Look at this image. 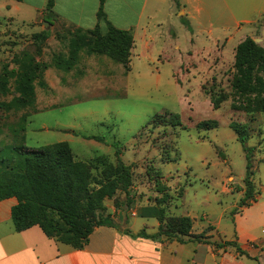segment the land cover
<instances>
[{
    "label": "rangeland",
    "instance_id": "obj_1",
    "mask_svg": "<svg viewBox=\"0 0 264 264\" xmlns=\"http://www.w3.org/2000/svg\"><path fill=\"white\" fill-rule=\"evenodd\" d=\"M64 1L61 8L71 13ZM179 1L149 0L152 18L143 15L136 24L139 0L125 15L118 14L122 1L106 0L108 18L99 28L104 33L109 23L132 32L135 43L126 63L114 59L124 58L118 48L112 56L94 53L95 38L85 33L59 29L44 42L35 40L34 34L50 30L48 18L39 32L26 25L22 13L12 23L0 21V157L13 146L40 149L65 142L78 160L120 159L130 167L129 195L116 192L104 200L105 213L120 226L155 231L156 219L127 213L138 214L163 198L166 216L190 217L191 232L209 242L261 243L264 109L257 101L264 107V93L236 95L232 83L237 44L250 37L264 48V0H184L191 19ZM33 63L42 68L31 82L32 93L22 94L19 72ZM211 94L222 98L218 108ZM155 114L164 116V123L152 125ZM231 122L246 127V146L253 148L255 201L244 206L239 203L245 153ZM202 124L208 129H199Z\"/></svg>",
    "mask_w": 264,
    "mask_h": 264
},
{
    "label": "trees",
    "instance_id": "obj_2",
    "mask_svg": "<svg viewBox=\"0 0 264 264\" xmlns=\"http://www.w3.org/2000/svg\"><path fill=\"white\" fill-rule=\"evenodd\" d=\"M104 1L100 0L96 14L99 23L106 22ZM52 5L53 0H47V9ZM85 34L95 38L94 53L112 56L113 50L118 48L123 51L124 58L114 59L121 63L129 62V53L133 46L131 31L117 29L108 23L107 31L104 33H101L97 24ZM49 37L48 30L34 34V39L39 42H44ZM33 65L35 66L27 65L25 71L19 72L17 81L22 94L32 93L31 82L37 70L42 68V65L36 63ZM234 68L237 78L232 83V89L236 95H253L255 98L264 93V48L256 44L252 38L246 37L237 44ZM221 100L220 97L210 95L214 108L219 107ZM261 102L262 99L257 101L259 110L264 109ZM169 116L176 121L174 124H178L176 114ZM163 117L155 114L150 123L162 124ZM230 128L245 153L243 179L245 190L239 203L240 206H244L255 201L251 179L253 148L246 146L249 134L244 125L231 122ZM199 129L208 127L202 124ZM84 138L104 142L103 138L97 136ZM116 145L113 144L114 147ZM8 151L7 155L0 157V201L15 198L16 203L11 207L10 215L16 232L37 225L49 239L81 250L87 245L95 228L100 226L119 228L112 215L105 213L104 200L114 197L116 192H123L127 197L129 195L132 186L130 167L120 159H117L115 164L107 163L100 158L78 160L65 142H57L40 149L27 148L23 145L13 146ZM164 201L165 199L161 198L155 205L141 207L138 213L141 217L156 219L158 225L155 232L147 233L145 229H141L132 233L129 229H124L123 233L131 238L152 241L164 238L178 243L198 241L212 245L215 249L233 247L239 255L247 256L235 240L213 243L202 235L193 234L190 217L166 216L161 206ZM113 203L115 209H119L118 202L114 200Z\"/></svg>",
    "mask_w": 264,
    "mask_h": 264
},
{
    "label": "crops",
    "instance_id": "obj_3",
    "mask_svg": "<svg viewBox=\"0 0 264 264\" xmlns=\"http://www.w3.org/2000/svg\"><path fill=\"white\" fill-rule=\"evenodd\" d=\"M120 1L122 2H119L118 14L125 15L126 9H130L135 0ZM148 1L139 0L136 24L143 15L145 20L152 18V7ZM187 1H179L178 5L183 9L185 18L189 16L191 19V11L186 8ZM64 2L66 6H71V13L61 8L63 0H53L50 9H47V0H0V21L9 20L12 23L16 14L22 13L28 16L25 20L26 25L31 26L33 32H39L41 22H44V18H48L51 23L50 34L59 29L86 33L103 22L99 23L96 15L100 0H65ZM105 4L106 0L103 4L106 18ZM260 10L264 14V4ZM15 203V198L0 201V264H261L264 262V241L257 243L253 239L250 241L238 239L236 243L247 254L246 256L239 255L233 247L215 249L212 245L198 241L178 243L164 239L152 241L131 238L123 233L124 229L129 228L120 226L116 222V217L114 218L110 212L108 213L112 215L119 228L97 227L90 235L87 245L81 250H75L49 239L37 225L16 232L10 215L11 207ZM128 216L138 217L139 214L128 212ZM130 231L136 233L139 230ZM237 235L238 238L242 237L240 228H237Z\"/></svg>",
    "mask_w": 264,
    "mask_h": 264
},
{
    "label": "water",
    "instance_id": "obj_4",
    "mask_svg": "<svg viewBox=\"0 0 264 264\" xmlns=\"http://www.w3.org/2000/svg\"><path fill=\"white\" fill-rule=\"evenodd\" d=\"M49 25V24H48Z\"/></svg>",
    "mask_w": 264,
    "mask_h": 264
}]
</instances>
